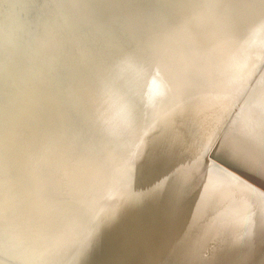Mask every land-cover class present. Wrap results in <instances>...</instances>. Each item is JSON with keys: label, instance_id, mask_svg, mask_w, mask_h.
<instances>
[{"label": "water", "instance_id": "1", "mask_svg": "<svg viewBox=\"0 0 264 264\" xmlns=\"http://www.w3.org/2000/svg\"><path fill=\"white\" fill-rule=\"evenodd\" d=\"M63 1L0 0V264H264V0Z\"/></svg>", "mask_w": 264, "mask_h": 264}, {"label": "bare ground", "instance_id": "2", "mask_svg": "<svg viewBox=\"0 0 264 264\" xmlns=\"http://www.w3.org/2000/svg\"><path fill=\"white\" fill-rule=\"evenodd\" d=\"M115 2H116V0H70V3H68L64 0L62 2V4L66 5L64 7L66 9L70 10L69 14H67V15H71L74 18L77 17V21H83L84 22V21L88 20V21L93 22L98 17H100V18L104 17V18H111L112 19L113 14H115V12H116V3ZM67 6H69V7H67ZM47 9H49L48 12L50 13V6ZM95 27L100 28V26L97 23H96ZM41 38H42V36H41ZM45 40H49V39L45 38ZM82 94H83V97L86 98V100H89L92 103L97 104L98 102H100V99L98 97L99 95H93L90 92L86 93L85 87L82 88ZM98 105H99V103H98ZM102 107L106 109V103H102ZM105 115H106V120H107V122L106 121L105 122L108 125H110V127L112 129H114V127L119 129V126L117 123H115L116 126L114 125V118L110 114V111L107 110L105 112ZM222 166L224 168H226L224 165H222ZM226 169H228V168H226ZM229 171H232V170H229ZM236 175H238V174H236ZM238 178L242 179L244 182H246L248 184V186L253 188L250 190H253V192H254L253 194L258 197V199H259L258 203H260L259 204L260 209H259L258 214H257V216H259V219L253 225L248 224V226L250 225L249 228L252 230H255L256 228L263 227L264 226V189H262L260 186L256 185V184L262 185V183L259 180L258 182H260V183L254 184L251 181H249L246 178H243L242 176H239V175H238ZM243 194L244 193H242V195ZM244 195L246 196V194H244ZM223 211H225V209ZM168 212H169V215H168L167 219H165V221H166V223H168L170 225V226H168L170 228L168 230L165 229L164 234H171V233L177 234L179 232L185 233L186 231H183L181 229V227L183 226V224H182L183 219L181 218V215L178 212H175L173 210V207H171V206H169ZM225 212H228V211H225ZM218 233L222 234V230L219 229ZM223 235L224 234H222V236ZM174 237H176V236H174ZM241 239L242 238L235 239V241H240ZM253 239L254 238H249L248 240L255 243V245L253 247L257 248L259 251L264 253V236L260 237L258 239H255V240H253ZM222 241H223V243H221L219 245L221 247V250L222 251H229V250L231 251L232 248L229 247V245L234 240L230 241L228 238H225ZM200 244L197 247L200 248L202 246V245L200 246Z\"/></svg>", "mask_w": 264, "mask_h": 264}, {"label": "clouds", "instance_id": "3", "mask_svg": "<svg viewBox=\"0 0 264 264\" xmlns=\"http://www.w3.org/2000/svg\"><path fill=\"white\" fill-rule=\"evenodd\" d=\"M251 34L256 37L264 36V23L257 24L251 30Z\"/></svg>", "mask_w": 264, "mask_h": 264}, {"label": "snow or ice", "instance_id": "4", "mask_svg": "<svg viewBox=\"0 0 264 264\" xmlns=\"http://www.w3.org/2000/svg\"><path fill=\"white\" fill-rule=\"evenodd\" d=\"M261 23H264V20H262ZM129 118H131V111L130 110H129Z\"/></svg>", "mask_w": 264, "mask_h": 264}]
</instances>
